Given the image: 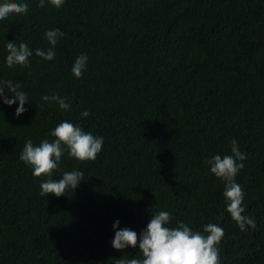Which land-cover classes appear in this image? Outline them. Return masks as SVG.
<instances>
[{
	"label": "trees",
	"instance_id": "obj_1",
	"mask_svg": "<svg viewBox=\"0 0 264 264\" xmlns=\"http://www.w3.org/2000/svg\"><path fill=\"white\" fill-rule=\"evenodd\" d=\"M9 2L29 7L0 20V86L20 83L29 101L17 117L19 101L0 96V264L142 260L140 234L160 211L172 228L183 222L206 236L207 224L222 227L220 264H264V0ZM55 29L65 35L46 61L35 51L52 47L45 33ZM8 42L28 45L29 67H8ZM81 54L86 70L76 78ZM53 94L69 109L42 99ZM63 121L104 144L95 161L66 151L52 179L71 171L83 179L65 195L41 196L47 177L20 155L29 139L53 142ZM232 140L247 153L235 180L255 229L231 218L224 181L207 163L232 155ZM124 228L138 242L121 251L111 242Z\"/></svg>",
	"mask_w": 264,
	"mask_h": 264
},
{
	"label": "clouds",
	"instance_id": "obj_2",
	"mask_svg": "<svg viewBox=\"0 0 264 264\" xmlns=\"http://www.w3.org/2000/svg\"><path fill=\"white\" fill-rule=\"evenodd\" d=\"M65 0H50V3L56 8L63 6ZM45 0H39L38 7H43ZM27 3L9 2L6 0L0 3V20L8 19L16 15H24L28 12ZM65 33L59 29L48 30L45 37L52 45L47 52L36 49L35 55L42 57L46 61L55 58L54 48L58 41L64 37ZM8 55L6 63L9 68L14 65L29 67V57L32 56V50L25 43L19 46L15 42H8ZM87 56L81 54L74 62L72 73L76 78H81L86 70ZM13 93L12 99L4 96V89ZM20 83H13L11 80L4 82V86H0V96L3 103L9 106L19 101L16 109V116L19 117L27 109L24 107L28 102V96L25 92L20 91ZM42 99L46 102H55L60 109L68 110L70 105L66 102V98L58 95H45ZM88 117L90 113L84 111L81 114ZM56 139L53 142L48 140L42 141L39 146H34L31 139L27 140L25 147L20 155V159L26 165L33 168L35 177H47L41 182V196L54 194L56 197L65 195L67 189H76L83 179L82 171L65 172L61 179H52L54 172L58 169L61 157L67 151L70 157L78 161H95L101 152L104 139L103 137L93 136L90 132H85L81 127L75 126L68 121H63L56 126L51 132ZM232 155H215L207 163L211 166L210 171L217 178L224 181L223 196L227 203V212L236 222L241 231L246 227L256 228V220L247 215H243L245 208L242 206L245 193L241 186L236 182L235 177L244 168L242 161L246 160L247 153L240 151L236 140L231 141ZM171 214L166 211H160L153 214L147 228L141 232L139 237V248L143 255V259H120L118 264H220L219 250L217 245L224 237V229L217 224L209 223L203 228V235L200 231H194L190 226L183 222H179L175 228L169 227ZM119 221L113 224L114 229H118ZM138 237L135 231L124 228L115 231L112 240L113 248L124 250L127 247L135 248L137 246Z\"/></svg>",
	"mask_w": 264,
	"mask_h": 264
}]
</instances>
